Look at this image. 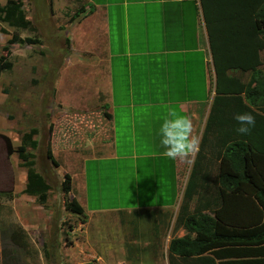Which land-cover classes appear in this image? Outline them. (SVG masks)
Here are the masks:
<instances>
[{
    "label": "crops",
    "instance_id": "0c3cea01",
    "mask_svg": "<svg viewBox=\"0 0 264 264\" xmlns=\"http://www.w3.org/2000/svg\"><path fill=\"white\" fill-rule=\"evenodd\" d=\"M25 1L23 0V10L26 19L31 23H38L39 16L33 14L32 18H28L32 2L29 3L28 0L26 5L29 7L26 8ZM48 2L42 11L43 24L37 25L47 27L52 20V27L59 23L64 26L65 32L80 34L79 46L88 45L92 50L90 54L95 56L83 61L87 73L96 75L94 70L102 68L106 78V85L98 88L94 96L98 97L99 101L106 98L109 101L100 109L92 107L96 101L92 104L73 105L78 106L75 110L84 111L79 109L82 108L91 112L84 119L81 116V120L92 121L89 126L81 124L84 128L81 141L93 138L88 133L93 135L94 119H90V116L94 112L102 114L100 124H105L107 132H99L106 140L96 145L97 155L87 154L83 150L86 155L79 156L85 163L81 162L77 172L74 170L75 172L69 174L70 191L67 194L77 201L85 216L116 213L118 216L123 215L128 226L136 224V228L140 229L149 224V234L154 241L164 238L169 242L172 238L186 236L188 232L183 227L173 228L196 153L187 158L191 159L192 163H188L187 159L171 160L165 157L159 129L166 118H171L170 110H174L178 114L188 116L193 125L192 134L200 140L202 137L215 96L216 79L201 0ZM69 43L70 52L63 60L73 66V61H76L73 57L75 48L72 45L73 40L70 39ZM260 61L262 64V60ZM58 66L61 65L58 63ZM260 71L264 80V71ZM227 75L250 89L256 85L254 72L230 69ZM55 90L54 95L57 94V88ZM57 101L52 100L45 110H53ZM75 110L72 111L78 114ZM58 117L60 115L55 116L54 120L57 121ZM57 128L55 125V130ZM34 135L38 136V133ZM32 140L37 142L33 138ZM85 144V149L88 150L89 145L87 142ZM88 163L94 164L90 171L97 170V177L101 164L104 166L105 163L114 170L113 175H128L130 172L134 178V189L139 193L136 195L137 203L126 207H107L91 209L90 213L85 212L79 198L83 189L81 179L89 171ZM85 189L87 187L84 191ZM50 191L51 186L48 192ZM84 203L86 204V198ZM20 231L9 232L10 240L14 241L12 245L16 248L24 247L19 240L20 233L25 238L26 229ZM133 233L132 241L148 239L141 238V234L136 230ZM53 254L60 256V251H53ZM56 263L61 264V261Z\"/></svg>",
    "mask_w": 264,
    "mask_h": 264
},
{
    "label": "rangeland",
    "instance_id": "374dc122",
    "mask_svg": "<svg viewBox=\"0 0 264 264\" xmlns=\"http://www.w3.org/2000/svg\"><path fill=\"white\" fill-rule=\"evenodd\" d=\"M27 1L24 2L26 8L29 7ZM5 3L6 0L0 1L1 5ZM29 3L33 8L30 5L28 18H32L33 14L39 16L38 23H31L33 30L14 29L0 23V55L4 54L2 48L12 34L20 39L34 38L40 42L38 45L18 42L10 45L8 60L12 69L0 74V136L8 137L13 147L17 148L22 144L24 134L33 130L38 133V136H32L37 140L36 148L32 149L29 145L26 148V153L31 155L26 161L21 160L17 153L7 156L0 137V264H57L56 261H61V264H168V242L164 238L154 241L149 234V224L138 229L136 224L128 226L123 215L116 213L78 216L65 210L64 206L71 196L63 192L64 176L74 170L77 172L81 162L85 163L79 158L86 155L83 150L87 154H98L97 144L106 140L99 132H107L105 124H100L102 114L94 112L90 116L94 119L93 135L88 133L93 138L81 141L84 137L81 124L89 126L92 122L81 120V116L84 119L91 112L89 109L79 108L84 111H78L74 108L80 103L85 105L96 101L92 107L100 109L103 104L109 103L108 98L99 101L94 96L98 88L106 85V78L102 68L94 70L96 75L87 73L83 61L95 56L90 54L92 50L88 45L79 46L78 32H65L64 26L59 23L52 27V20L47 27L37 25L43 24L42 11L48 0H29ZM70 39L75 48L73 66L63 60L70 52ZM260 60V70L264 71V50L260 52ZM58 63L61 66L57 67ZM56 88L57 94L54 95ZM52 100L60 101L54 104L53 110H45ZM59 115L57 121L54 120ZM85 142L89 145L88 150L85 149ZM47 144L56 167L46 156ZM29 160L34 163V170L51 186L44 204L23 193L26 184L24 164ZM92 166L94 164H87L89 171L81 179L83 189L79 200L85 212L137 203L136 195L139 193L134 189V178L130 172L128 175H113L114 170L105 163L104 166L101 164L97 177V170L90 171ZM100 211L103 210H97ZM23 228L26 229L25 238L20 233L19 243L24 247L16 248L12 245L9 232L23 231ZM135 230L141 238L148 239L132 241ZM53 251H60V256H54Z\"/></svg>",
    "mask_w": 264,
    "mask_h": 264
},
{
    "label": "trees",
    "instance_id": "16d2710c",
    "mask_svg": "<svg viewBox=\"0 0 264 264\" xmlns=\"http://www.w3.org/2000/svg\"><path fill=\"white\" fill-rule=\"evenodd\" d=\"M201 4L213 57L215 96L174 222L173 229L183 227L188 233L169 240L167 260L168 264H264V80L259 69L264 0H201ZM0 23L34 29L25 17L23 0L0 4ZM16 42L40 44L12 34L2 48L0 74L12 69L9 46ZM230 69L254 72L255 87L240 85L227 75ZM240 112L255 117L247 135L235 131L233 115ZM34 134L35 130L24 134L17 148L8 137L0 136L7 156L17 153L24 161L31 157L26 148H36ZM46 156L57 166L49 144ZM24 167V193L44 204L49 184L34 170L32 160ZM62 189L69 193V175L64 176ZM64 208L84 216L75 199Z\"/></svg>",
    "mask_w": 264,
    "mask_h": 264
},
{
    "label": "clouds",
    "instance_id": "9594fccd",
    "mask_svg": "<svg viewBox=\"0 0 264 264\" xmlns=\"http://www.w3.org/2000/svg\"><path fill=\"white\" fill-rule=\"evenodd\" d=\"M169 116L171 118H166L159 129L163 155L171 160H185L199 151L200 139L192 134L193 125L188 116L174 110H170ZM233 120L237 125L235 131L241 135H247L256 123L250 112L235 113ZM187 162L192 163V160L187 159Z\"/></svg>",
    "mask_w": 264,
    "mask_h": 264
}]
</instances>
